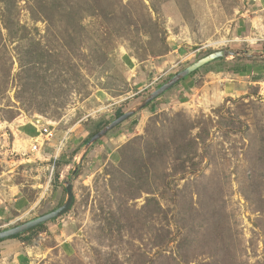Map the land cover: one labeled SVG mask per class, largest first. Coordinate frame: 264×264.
Masks as SVG:
<instances>
[{"label": "rangeland", "instance_id": "rangeland-1", "mask_svg": "<svg viewBox=\"0 0 264 264\" xmlns=\"http://www.w3.org/2000/svg\"><path fill=\"white\" fill-rule=\"evenodd\" d=\"M66 182L28 264H264V0H0V231Z\"/></svg>", "mask_w": 264, "mask_h": 264}, {"label": "water", "instance_id": "water-1", "mask_svg": "<svg viewBox=\"0 0 264 264\" xmlns=\"http://www.w3.org/2000/svg\"><path fill=\"white\" fill-rule=\"evenodd\" d=\"M238 55L237 52H230V51H217L214 52L194 64L190 65L188 68L183 70L182 72L175 75L172 79H170L168 82H166L164 85H162L159 89L151 93L148 97H146L141 103H139L135 108L132 110L120 115L118 118H116L112 123L105 126L101 131H99L87 144L83 151V154L81 155L80 164L82 162V156L87 152L88 148L93 145L96 141L104 137L108 132L115 129L119 125L123 124L127 120H129L132 116H134L138 111L143 110L146 108L149 104L154 102L156 99L167 93L169 90H171L177 83H179L181 80H183L185 77L191 75L196 70L200 69L201 67L205 66L206 64L215 61L216 59L220 58H227L229 56H236ZM37 123L41 124V120H37ZM78 163V164H79ZM78 171V168L76 167L73 170V175H75ZM65 191H66V199L64 203L58 207L57 209L39 216L33 220H30L26 223H23L21 225L15 226L10 229H5L0 231V241L6 240V239H12L18 235H22L32 229H35L41 225H44L48 222H51L61 216H63L65 213H67L70 208L72 207L74 203V192H73V184L71 182L65 183Z\"/></svg>", "mask_w": 264, "mask_h": 264}, {"label": "crops", "instance_id": "crops-1", "mask_svg": "<svg viewBox=\"0 0 264 264\" xmlns=\"http://www.w3.org/2000/svg\"><path fill=\"white\" fill-rule=\"evenodd\" d=\"M24 242L14 239L0 242V257L9 259L11 264H28L25 252L28 250L24 247Z\"/></svg>", "mask_w": 264, "mask_h": 264}, {"label": "built area", "instance_id": "built-area-1", "mask_svg": "<svg viewBox=\"0 0 264 264\" xmlns=\"http://www.w3.org/2000/svg\"><path fill=\"white\" fill-rule=\"evenodd\" d=\"M52 132L49 130L48 127L45 125H41V128L39 129V137L35 141V144L32 147V152H36L38 150H41L43 145L50 139Z\"/></svg>", "mask_w": 264, "mask_h": 264}, {"label": "trees", "instance_id": "trees-1", "mask_svg": "<svg viewBox=\"0 0 264 264\" xmlns=\"http://www.w3.org/2000/svg\"><path fill=\"white\" fill-rule=\"evenodd\" d=\"M230 72H232L233 74H239V73H240V71H238V70H231ZM194 74H195V73H193L192 75H194ZM120 115H122V113H121V112H118L116 116H120ZM54 221H55V220H54ZM44 226H45V224H44V225H41V226H39V227H37V228H35V229H32V230H30V231H28V232H26V233H24V234H22V235H18V236H16V237L12 238V239H20V238H21L23 235H25V234H30V233H32V232L38 231V230H40V229H43ZM0 242H2V241H0Z\"/></svg>", "mask_w": 264, "mask_h": 264}, {"label": "bare ground", "instance_id": "bare-ground-1", "mask_svg": "<svg viewBox=\"0 0 264 264\" xmlns=\"http://www.w3.org/2000/svg\"><path fill=\"white\" fill-rule=\"evenodd\" d=\"M252 40V39H251ZM65 191V190H64Z\"/></svg>", "mask_w": 264, "mask_h": 264}]
</instances>
